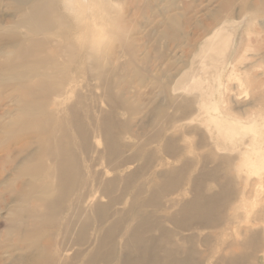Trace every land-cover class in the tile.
Listing matches in <instances>:
<instances>
[{
    "label": "bare ground",
    "instance_id": "6f19581e",
    "mask_svg": "<svg viewBox=\"0 0 264 264\" xmlns=\"http://www.w3.org/2000/svg\"><path fill=\"white\" fill-rule=\"evenodd\" d=\"M10 1L11 8L16 13L17 18L0 20V57L5 58L4 62L0 65V89L1 91L16 89L17 94L10 98L3 97L0 91V108L11 103L2 117H0V120L2 121V119L4 120L8 116H10V118L12 116L8 122L3 124L0 123V169L3 168V170L7 171V167H9L12 173L11 175H13L15 180H20V184L15 188L13 186L15 184L13 180H1L4 172L0 173V184L3 183L4 191L15 196V199L10 201L11 206L9 210L1 218L4 220L6 230L3 232V235H0V241L1 237L5 239L0 242V255L6 253L9 255V259L4 260L0 258V264H111L112 261H114V259L112 260L114 243L120 238V253L116 255L118 256V260H116L117 264H162L161 262L165 255L174 252V249L172 250L169 248L170 242H167L171 233L164 230L162 227L160 228L163 221L157 216V213H147L145 209H158L161 206L159 199L172 196L174 193L180 194L182 192V195L187 197V199L188 196H190L189 199L177 212L165 217V219L174 229H180L188 233L193 223L197 224L198 229L206 228L205 226H207L208 223L215 222V217L217 216H213L212 212L215 211V207H217L219 203L218 201L223 198L227 191V185L218 177V169H213L206 173L204 172L201 177H194L191 179V189L182 191L181 184L186 180L191 165L186 159L184 160V158L180 156V148L182 147H180L179 138L170 137L171 135L167 136V138H164L162 141L161 148H157L156 152L154 151L155 154L159 155L156 161H159L161 157L165 156L168 159L172 158V160L177 158L176 160H180L182 164L178 168H169L160 172L159 178L161 179V183L151 188L152 193L147 199H140L144 189L143 186H140L137 189L136 195L132 197L133 199L128 209L116 211L115 206L123 201L127 192H129L128 190H130L129 188L135 184L137 178H139L144 171V168L149 166L148 164L149 160L152 158V153L149 152L150 150L148 151L145 146L148 144L151 145V143L153 144L154 139H156L155 136L147 134L143 138L144 141L140 139V142L144 143V146L142 145L139 151L141 152L140 154L146 156L145 162L141 167L139 166L140 168H132L133 170L131 173L121 178L125 180L123 186L118 183V178L112 177L100 183L98 182L92 189H89V183L87 180L85 181L82 169L85 168L88 177L94 178L95 181H97L92 171L93 169L91 170L90 168L93 165L81 168L79 158L75 156L73 151L63 145V140H66V142L70 141L69 143L71 145L76 144L83 154L87 155V152L90 151L88 149H90L91 136L92 133H94V139H96L95 144L100 145L102 143L104 145L103 152L99 151L101 152L99 153L100 157L102 156V160H106L107 157L111 155L110 159L108 158L111 161V157L113 156L111 153V139L113 138V129L116 128V124L114 123L116 119L113 121L111 117L113 115H106L107 117L99 116L98 118L95 116L97 119L93 120L91 131L90 126H87V123L84 124V120L81 118L82 113L79 110V106L82 104L81 98L72 90L71 95H76L77 100L73 104L70 103L71 106L67 108L68 115L63 119L61 127L51 131L53 136L46 135V132L50 130V126L53 123L52 118L55 114V108L57 107V103L54 102V100L51 102L50 99L53 96L58 97L65 94L66 87L63 82V76L66 74V69L71 68L73 65L74 59H84V68L88 71V74L91 75L90 78L101 83L100 89H102L103 94L101 93L102 96H100L103 102H106L107 106L109 103L117 105V102H115L112 97L111 89L108 86V80L111 75L114 74L102 69V66L115 61L117 56L114 57L112 49L117 42L120 43L124 52L131 55V63H137L138 61L137 58L134 57L133 51L135 48L134 45L138 43V39L130 38V34H132L135 27V22L130 18L131 13L128 11L130 9L124 8L125 5L122 6L124 0ZM136 2H140L141 4L138 8L140 14L143 13L144 9H153V3L150 0H132V4L129 5L132 7ZM233 4L234 0H227L220 6L219 11L227 13L230 11ZM173 7L174 5L172 3L168 4L163 10V19L160 22H156V29L154 31L158 30V27L165 29V33L161 35L162 40L171 39L172 41H176V39L180 37L181 31L190 23V19L186 17L181 18L178 15L168 16V12L171 11ZM244 7H246V5H244ZM256 8L263 9L264 5H258ZM187 9V5H184V14L187 12ZM137 16L140 15L137 14ZM216 16L215 14V17ZM219 16L220 15L215 19H220ZM136 18L138 19V17ZM200 26L204 27V22H201ZM199 28L200 27H197V29ZM216 30H218V28ZM218 32L219 31H214L211 33V36H215ZM148 38L152 39V36L149 35ZM187 39L189 40V36ZM107 40L109 41V44L107 43L108 47L106 46ZM105 47L109 50L103 52ZM81 48H85V52H83L85 57H83L82 51H78L75 56L71 54L76 49L82 50ZM224 51L225 50L222 48H214L213 50V52H216V55L220 54L219 57L224 55ZM103 53L105 55H103ZM64 54L66 56L68 54V62L61 60V58L64 59ZM261 60L264 62V57L261 58ZM212 63L214 65L216 64L214 62ZM205 65L207 67L206 69H208V65ZM136 74L138 75L139 73L136 72ZM191 77L189 85L183 84L184 81L182 80L178 83L176 89L186 93L199 92L203 96L204 104H207L211 101L212 87L210 81L203 84L200 78H196L195 76ZM262 85H264L263 82L257 81V78L250 80V94L252 95L253 101L256 102L255 106L259 108L264 107V87ZM186 93L184 94L186 95ZM88 98L89 97H87V99ZM174 101L176 102V100ZM133 104L134 103H132V105ZM123 105L128 107L126 102H118L117 106ZM131 108V106L128 107V109ZM179 110L182 113L183 120L185 117L189 121L196 120L197 115H194L193 109L190 107H179ZM219 111V107L215 105L214 108L206 106L205 112H203V114L205 113L208 115V119H204V122L207 125H214L218 130L216 134L219 133L222 137L234 138L235 136L239 137L242 133H255L252 129L246 131L244 126L239 122H226L228 125H223L225 122H222L219 118L220 116H217ZM158 114L160 113L158 112ZM169 120L170 116H166L165 121L169 122ZM183 127L184 126H182L181 130ZM193 128L190 130L188 129L189 133L196 130ZM125 129L127 128L125 127ZM71 132L73 134H71ZM163 132L164 130L159 131L158 135ZM97 133L101 135L96 137ZM209 133L211 136L212 132L210 131ZM202 136L203 137L200 136L201 138L197 142V150H201L200 148L203 147L205 138L204 135ZM254 138H256V135H254ZM254 138L253 141L256 140ZM248 141L250 142L251 140L247 139V142ZM230 143H233V139ZM242 153H244V151H242ZM117 154H115V156ZM200 154H202V152ZM258 155V151L256 150L247 154L248 159L245 166L253 170V175H258L259 172L264 171V168H259L256 163V159L259 158ZM133 156L135 157V155H132V157ZM207 158V155L204 154V169L208 167ZM234 158L235 157H230L227 159L231 163ZM125 159H119L118 167H121L123 164H130L129 160ZM48 160L50 161V165L47 166ZM86 160L87 159H85L84 162L88 163L89 160ZM223 162H225V160H223ZM114 167V165H111L109 170H115L117 168ZM226 168H229L228 165ZM75 176L80 178V183L78 184L80 194L73 201V214L61 223V233L57 236L56 240L54 239V241H51L50 238L52 237H49L50 241L43 242L41 239L46 234L47 228L48 230L50 228L54 230L63 219L62 214L64 211L65 196ZM42 178L49 181L51 180L52 183L47 185L40 184L37 180H41ZM208 180L215 181L214 183L217 184L219 189L218 193L220 195L217 193L212 198L203 199V194L201 195L202 189L200 187ZM262 184L264 185V181ZM51 195L53 199L48 200ZM232 195L234 196V194ZM173 201L171 207H174L176 203V200ZM4 203L5 200L1 199L0 211L4 210ZM114 217H116V219H114L109 226L105 227L102 232L98 233L95 239L96 241L94 240V242L90 243L95 224L100 228ZM217 218L219 219V216ZM39 225H43L44 228H46L45 231H42ZM97 230L100 231L101 229ZM156 232L160 233L159 237L152 236L150 239L146 237L148 233ZM246 233H248V230L243 235L240 246L256 249L259 242L253 237H247L248 235ZM50 235L53 236V234ZM182 240H184V243L188 241L190 244L191 237H184ZM164 241H166L165 245L162 249H159V244ZM207 242L208 241H206V246H208ZM231 250L232 258L227 260L226 263L237 264V260L233 256L236 248L233 250L231 247ZM192 251L191 248L184 250L186 254L184 262L188 261V258H190V260L193 259L192 257L195 255V252ZM170 264H176L174 259L172 261L170 260ZM244 264H247V260H245Z\"/></svg>",
    "mask_w": 264,
    "mask_h": 264
},
{
    "label": "rangeland",
    "instance_id": "374dc122",
    "mask_svg": "<svg viewBox=\"0 0 264 264\" xmlns=\"http://www.w3.org/2000/svg\"><path fill=\"white\" fill-rule=\"evenodd\" d=\"M150 1L153 3L154 10L152 8L151 10L144 9L142 14H140V10L138 9L139 6H141L140 2H136L132 7L129 5L132 4V0H124L123 3L125 4L122 3V6L125 5L124 8L126 7L130 9L128 10L131 13L130 18L135 22L134 31L130 34V38L138 39V43L134 45L135 48L133 50L134 57L138 60L137 63H131V55L124 52L120 43L117 42L112 49L114 57L117 56L115 61L110 62L111 64L107 63L102 66V69L114 74L111 75L108 80V86L111 89L114 101L117 102L116 104L118 105V102H126L128 107H132V110L128 109L125 105L118 107L115 104L112 105L109 103L107 106V103L103 102V99L101 98L103 94L102 89H100L101 83L90 78L91 75L88 74V71L84 68L83 63L85 60L74 59L73 65L71 68L66 69V74L63 76V82L66 87L65 94L58 97L53 96L50 99L51 102L54 100V102L57 103V107L55 108L54 116L52 115L53 123L50 126V130L46 132V135H52V130L61 127L63 119L68 115L67 108L77 100L76 95H71L72 90H74L81 98V103L84 105L81 104L79 106V110L82 113L81 118L84 120V124L87 123L86 125L90 126L91 131L93 120L97 119L99 116L105 117L106 115H113L111 117L113 121L116 119V121H114L116 128L113 127V138L111 139V153L113 154L111 161L109 160L111 155L107 157L106 160H102V156L100 157L99 153L103 152L104 145L102 143V145L95 144L96 139H94V133H92L91 136L92 140H90V149H88L90 151L87 152V155H84L76 144L71 145L69 143L70 141L67 140L68 142H66V140H63V145L73 151L75 156L79 158L81 168L93 165L90 168L91 170L93 169L92 171L94 172L97 181H95L94 178H89L85 168L82 169L85 181L87 180L89 183V189H92L98 182L100 183L104 180L111 179L112 177L118 178V183L123 186L125 180L121 178H124L131 173L134 168H140L145 162L146 156L140 154L141 152L139 151L140 147L144 144L140 142V139L144 141L143 138L147 134L155 136L156 139H154V143L145 146L148 151L150 150L149 152L152 153V158L149 160L148 164L149 166L144 168L141 176L137 178L138 181L136 180L135 184L129 188L130 190H128L129 192H127L123 201L115 206L116 211L128 209L130 202L133 199L132 197L136 195L137 189L140 186H143L144 188L140 199H147L152 193L151 188L158 186L161 183L159 173L169 168H178L182 164L180 160H176L177 158L172 160V158L168 159L165 156L161 157L159 161H156L159 155L155 154L157 148H161L164 138H167V136L170 135V137L179 138L180 147H182L180 148V156L184 158V160L186 159L191 165L186 180L181 184L182 191L191 189V179L198 176L201 177L204 172L206 173L213 169H218V177L227 185V191L223 198L218 201L219 203L217 207H215V211L212 212L213 216H219V219L215 217L218 221L215 220L214 223H208V225L205 226L207 229H198L197 224L193 223L190 227L191 229L189 233L180 229H174L165 217L177 212L190 196H188L187 199V197L182 195V192L180 194L174 193L173 195L171 194L172 196H166L165 198L159 199V203L161 204L160 208L145 209L147 213H157V216L163 221L160 228L162 227L164 230L171 233L167 242H170L169 248L172 250L174 249V252L172 254H166L161 263L170 264V260L172 261L174 259L176 264H227V260L232 258V247L233 250L236 248L233 256L237 260V264H244L245 260H247V264H264V185L262 184L264 181V171L259 172L258 175H253V170H250L245 166L248 159L247 154L256 150L259 154L256 163L259 168H264V107H256V102L253 101L252 95L250 94V80L257 78V81L263 82L264 84V62L261 60V58L264 57V8H256L258 5L263 6L264 0H234V4L227 13L219 11L220 6L227 0ZM170 3H172L174 7L168 12V16L178 15L181 18L186 17L187 19H190V23L181 31L180 37H178L176 41H172L171 39H161V35L165 33L164 28L158 27V30L154 31L156 29V22H160L163 19V10ZM184 5H187L188 7L185 14L183 10ZM244 5H246V7H244ZM11 7L10 0H0V20L17 18L16 13ZM137 14L140 16H137ZM215 14L217 15L216 17L220 15V19L216 20ZM136 17H138V19ZM201 22H204V27L200 26ZM197 27L200 28L197 29ZM217 28L218 30H216ZM214 31L219 32L212 37L211 33ZM149 35L152 36V39L148 38ZM188 36L189 40L187 39ZM108 42L109 41L107 40L106 46L109 44ZM107 47H105L106 50L104 49L103 52L109 50ZM214 48L224 49V55L222 57H219L220 54L216 55V52H213ZM84 49L85 48L82 50L76 49L71 54L75 56L78 51H82L83 57H85L83 53L85 52ZM103 55L105 54L103 53ZM4 60V57H0V65ZM61 60L68 62V54L67 56L64 54V59L61 58ZM212 62L216 63V66ZM205 64L208 65V69H206L207 67ZM136 72L139 74L137 75ZM191 76L200 78L203 84L210 81L212 87L211 101L208 100L209 102L207 104H204L203 96L199 92L186 93L176 89L178 83L182 80L184 81L183 84L189 85L192 78ZM262 86L264 87V85ZM94 91L97 92L95 93ZM1 93L3 97L10 98L17 94V90H4L1 91ZM184 93H186V95ZM87 97L89 98L87 99ZM167 100H171L172 102ZM174 100H176V102ZM132 103L134 104L132 105ZM10 104L11 103H8L0 108V117H2ZM185 105L193 109L194 115H197L196 120L189 121L186 117L183 120L179 107H186ZM215 105L220 109L217 116H220V120L225 122L223 125L227 126L228 124L226 122H239L244 126L246 131L252 129L255 133H242L239 137L235 136L234 138L222 137L219 133L216 134L218 132L217 128L214 125H207L204 121L208 119V115L205 113L203 114L206 106L214 108ZM158 112L160 114H158ZM166 116H170L169 122L165 121ZM11 118L8 116L6 119H2V121L0 120V123L3 124L8 122ZM182 126L184 127L181 130ZM125 127L129 129L127 130ZM190 127L196 129L194 132H191L192 134L189 133V130L192 129ZM162 129L164 132L158 135L159 131H163ZM210 131L212 132L211 136L209 133ZM71 134L73 133L71 132ZM97 134L96 137L101 135ZM202 135H204L205 138L204 144L203 147L200 148L201 150H197V142L203 137ZM254 135H256V138H254ZM253 138L256 140L253 141ZM232 139L233 143L231 144L230 142H232ZM247 139L251 141H248V143ZM242 151H244V153H242ZM201 152L202 154H200ZM203 153L207 155L209 164H207L208 167L205 169L203 168ZM115 154L117 155L115 156ZM132 155H135V157L133 156V158ZM230 157H235V160L233 159L231 163L227 159ZM121 158L129 160L131 165L123 164V167H118V161ZM85 159H87L86 161L90 159L89 161L91 163L89 161L88 163H85ZM223 160H225V162H223ZM48 165H50L49 160L47 161V166ZM111 165H114L117 168L115 170H109ZM227 165L231 170L226 168ZM98 171L101 172L99 173ZM3 172L4 174L1 180H13V183H15L13 186L15 188L20 184V180H15L13 175H11L12 173L9 167H7V171L1 168L0 173ZM37 181L44 185L52 183L51 180L49 181L44 178ZM214 182V180H208L202 184V187H200L202 189L201 195L203 194V199L209 197L212 198L219 192L217 184ZM79 183L80 178L75 176L74 179H72L65 196L64 211L62 214L63 219L61 220L60 218L61 221L58 227L54 230L52 228L48 230L47 228L45 232L46 234L41 239L43 242L50 241V239L51 241H54V239L56 240L57 236L61 233V223L73 214V201L80 194L78 187ZM233 188H236V191ZM232 194H234V196ZM1 199L5 200L4 210L0 211V235H3V232L6 229L4 226V220L1 218L9 210L11 206L10 201L15 199L14 195L4 191L3 183L0 184V200ZM52 199L53 196L51 195L48 200ZM173 200H176V203L174 207H171ZM114 219H116V217L112 218L100 228L95 224L94 231L92 232L93 235L91 233L92 240L90 243L94 242L98 233L102 232L105 227L109 226ZM39 228L42 231H45L46 229L43 225ZM97 229L101 230L98 231ZM247 230V237H253L259 242L256 249L240 246V241H242L243 235ZM50 234H53V236ZM159 234V232L148 233L146 237L149 239L152 236L159 237ZM49 237L52 238L49 239ZM184 237H191L190 244L188 241H185L184 243V240H182ZM120 239L114 243V253L112 255V260L114 259V261H112L111 264H117L116 260H118V256L116 255L120 253ZM3 240L5 239L1 237L0 242ZM206 241H208V246H206ZM165 243L166 241L159 244V249H162ZM187 248H191V250H193L192 252H195V255L192 257V260L188 258V261L184 262L186 258L184 250ZM0 258L6 260L9 259V255L3 253L0 255Z\"/></svg>",
    "mask_w": 264,
    "mask_h": 264
}]
</instances>
